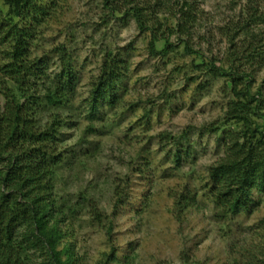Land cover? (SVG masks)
<instances>
[{
  "label": "trees",
  "instance_id": "trees-1",
  "mask_svg": "<svg viewBox=\"0 0 264 264\" xmlns=\"http://www.w3.org/2000/svg\"><path fill=\"white\" fill-rule=\"evenodd\" d=\"M200 2L103 0V6L113 17L134 21L146 35L149 53L165 58L178 46L185 54L204 56L191 46L204 13ZM57 9V0H0V264H80L76 243L68 240L74 219L85 211L97 224L107 218L87 194L79 193L74 202L57 189L60 174L69 165L63 135L74 127L73 103L81 82V71L66 47L56 52L59 71L49 82L48 64L33 50L41 28ZM216 32L228 46L227 63L210 60L203 72L208 81L229 82L230 97L218 119L222 127L218 122L207 124L199 134L218 136L224 149L208 168L204 192L217 216L233 221L242 213H254L264 202V76L257 83L264 72V3L249 0ZM198 37L207 40L205 35ZM130 68L124 55H105L85 100L91 122L85 136L94 133L93 123L102 110L115 109L129 89ZM45 112L49 116L42 120ZM159 139L161 152L162 142L173 143L166 155L177 172L196 165L198 148L190 144L192 136L187 132L162 133ZM153 166L151 159L146 160L145 167ZM191 193L186 189L180 196L175 194L177 213L190 207ZM113 196L114 208L122 207V187ZM107 220L111 235L114 223ZM256 231L259 244L237 257L231 248L230 264H264V219ZM112 248L108 262L116 257Z\"/></svg>",
  "mask_w": 264,
  "mask_h": 264
},
{
  "label": "rangeland",
  "instance_id": "rangeland-1",
  "mask_svg": "<svg viewBox=\"0 0 264 264\" xmlns=\"http://www.w3.org/2000/svg\"><path fill=\"white\" fill-rule=\"evenodd\" d=\"M248 1L201 0L204 13L191 46L204 56L185 54L178 46L163 58L149 53L146 35L134 21L109 15L103 0H57V12L43 25L33 48L35 56H44L48 64L47 82L59 71L56 52L62 46L81 71L74 127L63 135L69 165L60 174L57 189L74 202L79 193L87 194L114 223L108 235L107 218L97 224L85 211L74 219L68 240L76 243L80 264H230L232 250L237 257L259 244L256 230L264 219V202L254 213L226 221L206 199L208 168L224 149L218 136L199 135L207 124L218 122L222 127L218 119L230 97L229 82L208 81L203 72L210 60L227 63L228 46L216 29L238 16ZM109 53L124 55L130 64L129 89L115 109L102 110L93 123L94 133L85 136L91 126L85 109L90 82ZM263 76L264 72L258 84ZM48 116L45 112L41 119ZM183 132L192 136L198 159L193 168L186 165L177 172L166 155L173 143L162 142L161 152L159 136ZM139 157H145L144 162H138ZM147 158L154 162L152 170L145 167ZM120 187L125 195L122 207L114 208L113 192ZM186 189L193 201L179 214L174 196ZM112 245L116 257L108 262Z\"/></svg>",
  "mask_w": 264,
  "mask_h": 264
}]
</instances>
